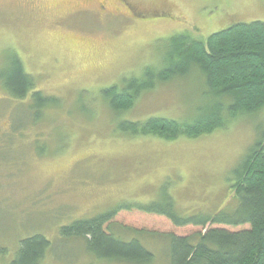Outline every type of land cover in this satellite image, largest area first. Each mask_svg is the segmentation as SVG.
Returning <instances> with one entry per match:
<instances>
[{
  "label": "rangeland",
  "instance_id": "1",
  "mask_svg": "<svg viewBox=\"0 0 264 264\" xmlns=\"http://www.w3.org/2000/svg\"><path fill=\"white\" fill-rule=\"evenodd\" d=\"M98 2L0 0V68L18 55L36 88L61 102L35 123L28 101L11 99L0 84V264H11L20 241L34 234L50 242L42 264H136L100 257L61 230L121 205L153 202L165 185L182 213L225 209L231 172L264 126L260 111L197 138L119 131L124 121L194 120L210 102L197 69L157 85L126 112L112 110L103 95L163 66L174 35L206 40L236 23L264 22V0H109L107 11ZM113 222L120 237L145 238L154 257L143 264H171L168 243L131 230L200 231L135 209Z\"/></svg>",
  "mask_w": 264,
  "mask_h": 264
},
{
  "label": "trees",
  "instance_id": "2",
  "mask_svg": "<svg viewBox=\"0 0 264 264\" xmlns=\"http://www.w3.org/2000/svg\"><path fill=\"white\" fill-rule=\"evenodd\" d=\"M166 44L163 66L146 68L143 77L132 76L124 80L123 87L103 91L111 109L118 113L129 111L146 92L176 77L187 76L192 69L204 75L210 102L192 121H124L118 127L122 134L168 141L180 136L197 138L227 128L243 115L260 111L264 115V22L236 23L206 40L177 34ZM0 84L11 99L20 104L28 101L34 122L42 119L45 110L61 103L36 88L35 79L18 55H11L6 67L0 68ZM229 181L230 204L219 211L182 213L165 185L159 199L153 202L128 203L75 221L62 228L61 236L87 241L91 251L100 257L136 264L150 262L154 257L143 243L144 234L156 235L168 243L171 264H264V126L232 170ZM134 209L164 217L177 228L192 226L200 231L179 236L131 230L142 237L124 239L114 231L113 221L121 211ZM49 248L50 242L41 235L22 239L11 264H42Z\"/></svg>",
  "mask_w": 264,
  "mask_h": 264
},
{
  "label": "flooded vegetation",
  "instance_id": "3",
  "mask_svg": "<svg viewBox=\"0 0 264 264\" xmlns=\"http://www.w3.org/2000/svg\"><path fill=\"white\" fill-rule=\"evenodd\" d=\"M94 1H95V0H94ZM97 1H98V0H97ZM107 1H109V0H103L104 3H102V4H100V3L98 2L100 8H101L103 11H107V10H108V8H107V5H108ZM110 1H116V0H110ZM127 9H128V11L133 15V7H132L131 5H129V4H127Z\"/></svg>",
  "mask_w": 264,
  "mask_h": 264
}]
</instances>
